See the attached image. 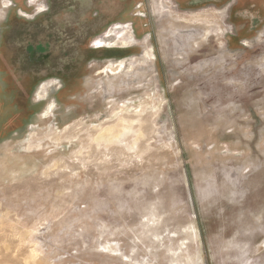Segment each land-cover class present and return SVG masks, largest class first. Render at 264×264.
Wrapping results in <instances>:
<instances>
[{
  "label": "rangeland",
  "instance_id": "374dc122",
  "mask_svg": "<svg viewBox=\"0 0 264 264\" xmlns=\"http://www.w3.org/2000/svg\"><path fill=\"white\" fill-rule=\"evenodd\" d=\"M0 264H264V0H0Z\"/></svg>",
  "mask_w": 264,
  "mask_h": 264
},
{
  "label": "bare ground",
  "instance_id": "6f19581e",
  "mask_svg": "<svg viewBox=\"0 0 264 264\" xmlns=\"http://www.w3.org/2000/svg\"><path fill=\"white\" fill-rule=\"evenodd\" d=\"M109 40H110V39H109ZM102 43H105V41H103ZM45 96H46V95H45ZM102 135H103V134H102ZM113 135H114V134H113ZM113 135H112V136H113ZM109 137H111V136H109Z\"/></svg>",
  "mask_w": 264,
  "mask_h": 264
}]
</instances>
